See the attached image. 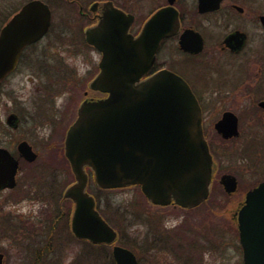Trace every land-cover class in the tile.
<instances>
[{"label": "rangeland", "instance_id": "1", "mask_svg": "<svg viewBox=\"0 0 264 264\" xmlns=\"http://www.w3.org/2000/svg\"><path fill=\"white\" fill-rule=\"evenodd\" d=\"M29 1L0 0V29ZM43 1L53 12L51 30L28 47L18 69L0 88V146L17 152V145L28 141L34 147L40 158L25 164L21 177L28 185L23 191L46 194L41 201L35 198L37 203L32 198L10 204L0 201V253L6 254L8 264H31L35 254L31 252L27 261L29 249L32 251L35 244H40L46 233V247L51 249L43 253L42 264H94L83 259L95 253L102 257L98 264H112L108 257L112 254L111 246L95 250L90 243L71 235L68 210L71 202L60 199L66 187L75 182L64 154L66 130L76 116L77 107L86 99L85 92L88 98H102L100 92L89 87L99 71L101 53L86 43L84 33L95 22L82 17L70 0ZM79 1L88 7L96 0ZM113 1L135 14L132 28L135 34L153 11L167 3V0ZM171 53L172 49L166 45L162 61ZM253 78L246 79L240 87L251 84L256 88L258 78ZM243 91L241 88L230 95L214 94L215 101L224 97L225 106L216 102L207 108L205 131L210 130L212 137L205 139L216 147L213 154L218 166L214 165L211 194L199 206L191 209L176 204L158 206L138 186L101 192L90 180L88 190L94 195L100 214L111 220L119 241L135 247L141 264H243L233 216L243 201L241 193L264 179V119H255L251 101ZM223 110L242 114L241 137L226 140L215 134L209 122L220 118ZM12 113L18 116L16 129L6 123ZM226 173L237 177L238 189L233 194H228L220 182ZM60 205L68 209L65 219L58 220L56 211ZM50 229H55L51 243ZM190 256L196 262H187Z\"/></svg>", "mask_w": 264, "mask_h": 264}, {"label": "water", "instance_id": "2", "mask_svg": "<svg viewBox=\"0 0 264 264\" xmlns=\"http://www.w3.org/2000/svg\"><path fill=\"white\" fill-rule=\"evenodd\" d=\"M175 1L168 0L154 12L138 36L130 32L134 15L112 1L97 2L91 10L100 12L99 21L85 30L86 42L102 54L90 89L106 97L83 101L68 131L65 155L75 182L64 196L74 202L72 233L96 245H113L116 264L139 262L132 250L116 244L118 232L97 210L87 190L88 168L99 188L140 185L147 199L160 206L195 208L211 192L214 162L203 132L202 109L191 87L168 70L145 78L162 41L180 29ZM51 25L52 11L42 0L27 2L6 22L0 30V87L18 67L24 50L43 39ZM181 42L184 49H192L184 38ZM7 124L17 128L18 116L11 114ZM217 128L226 139L238 136V117L225 113ZM18 150L30 162L37 158L27 141ZM17 170L18 161L0 147V189L15 184ZM221 183L228 193L237 189L232 175H224ZM238 229L243 264H264V182L248 192L238 213ZM3 261L1 254L0 264Z\"/></svg>", "mask_w": 264, "mask_h": 264}, {"label": "flooded vegetation", "instance_id": "3", "mask_svg": "<svg viewBox=\"0 0 264 264\" xmlns=\"http://www.w3.org/2000/svg\"><path fill=\"white\" fill-rule=\"evenodd\" d=\"M68 1L69 0H67V2ZM107 1L113 0H96L88 7H85L79 0H70L69 2L76 4L78 12L82 17L95 22L89 25L93 26L98 23L100 12L92 11L91 7L97 2L103 3ZM114 5L126 13L133 14L115 3ZM166 5H168V3L160 6V8ZM173 6L179 12L180 29L177 34L161 43L156 57V63L148 75L167 69L186 80L195 93L202 109L203 131L207 140H209V136L212 135L211 132H209L210 130H208V132L205 131V121L209 118V115H207V108L215 106L214 103L216 102L223 108L225 106V104L222 105V102L225 100L224 97L219 98V100L217 97L215 101L214 94L218 95L227 92L228 95H230V92L234 93L238 89L244 88L243 92H247L245 95L246 98H249L251 101L253 115L256 116L255 119H264V107L261 106V103L264 101V0H176ZM133 15L136 21V16L135 14ZM133 26L134 24L130 31L137 36L138 34H135L132 30ZM183 38L187 47L189 46V48H192L190 51L184 49L181 42ZM200 43L202 44L201 49L198 48ZM166 45L172 49V53L166 60L162 61L161 53ZM245 69L248 71L247 75L245 74ZM251 72H253V74ZM254 76L258 78L259 82L256 88L251 84L247 86L244 84V87H240L246 79H254ZM249 82H251V80ZM85 96L88 98V92H85ZM227 112L234 113L238 117L239 131L238 136L228 139L224 138L223 135L218 132L217 128L218 122ZM77 117L78 107L76 116L70 125L75 122ZM241 122L242 114L238 115L233 110H223L220 118L217 117L209 123L213 126L215 134L219 135L222 139L231 140L243 135L241 131ZM245 134L248 135L247 133ZM249 135L251 136L252 134ZM208 144L216 168L218 163L213 154V150L215 152L216 147L213 148V143L210 141H208ZM10 153L18 161V170L15 177V184L0 189V201L5 200L10 204L14 201H18L19 203L24 199L32 198V202L37 203L45 199L46 193H41L40 191H23L24 187L28 185V182L22 179L24 166L25 164L36 162L40 158L39 153L35 151L37 158L33 162L25 159L20 154L18 148L17 152L10 151ZM223 175L228 174L226 173ZM66 189L61 194L60 199L62 201L68 200V202H71V207H69V209H63L60 205L56 213L58 220L65 219L67 209L69 210V230L72 235L71 217L74 205L70 199L64 197ZM35 198L39 199V201L35 200ZM243 202L244 200L242 203ZM45 235L46 233L43 235L44 239L41 240L40 244H35L32 251L29 249V258L27 261H30L31 252L35 254V258L32 260L34 262L31 264H42L41 258H43V253L45 254V252L47 253V251L51 249V247H46ZM49 235L50 239L48 241L51 243L55 235V229H50ZM29 248H31V246H29ZM1 254L4 255L3 264H8L6 254L0 253V255Z\"/></svg>", "mask_w": 264, "mask_h": 264}, {"label": "trees", "instance_id": "4", "mask_svg": "<svg viewBox=\"0 0 264 264\" xmlns=\"http://www.w3.org/2000/svg\"><path fill=\"white\" fill-rule=\"evenodd\" d=\"M25 54H26V52H25ZM25 54H24V56H25ZM24 59V58H23ZM99 189V188H98ZM101 192H105V191H111V190H102V189H99ZM132 217V216H131ZM134 217V216H133ZM109 223H110V221L111 220H108V219H106ZM130 220H133V218H131ZM113 222V221H112ZM111 224V223H110ZM119 239H120V237H119ZM120 242V244H123L124 246H127L128 248H130V249H132L135 253H136V255L138 256V253H137V251L135 250V247H133V245H130L129 243H127V242H125V243H123L124 241L122 240V241H119ZM92 246V248H96L95 250H97V248H99V247H103L104 245H99V246H95V245H91ZM106 246V245H105ZM165 246V245H164ZM186 248L188 247V245L187 246H185ZM93 249V250H94ZM180 248H178V250H179ZM96 254V253H95ZM93 254L92 256H90V258L88 259V257H86V259L84 258L83 260H89L90 262H93L94 264H98V261H100V259L102 258L100 255H98V254ZM107 257V256H106ZM109 259H110V262L112 263V264H115V262H114V260H113V257H112V254L110 255L109 254ZM138 259H139V256H138ZM189 260H191V261H195L196 262V258L195 257H192V256H190L189 258H187V262L189 261ZM139 261H140V264L142 263L141 262V260L139 259Z\"/></svg>", "mask_w": 264, "mask_h": 264}]
</instances>
